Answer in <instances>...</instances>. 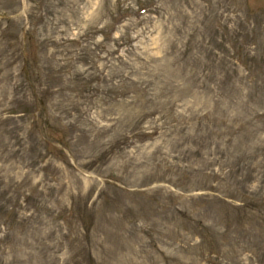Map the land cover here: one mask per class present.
<instances>
[{"label": "rangeland", "instance_id": "1", "mask_svg": "<svg viewBox=\"0 0 264 264\" xmlns=\"http://www.w3.org/2000/svg\"><path fill=\"white\" fill-rule=\"evenodd\" d=\"M0 264H264V0H0Z\"/></svg>", "mask_w": 264, "mask_h": 264}]
</instances>
